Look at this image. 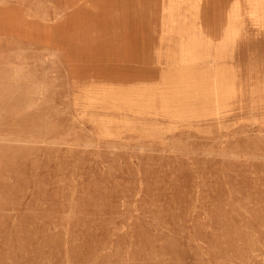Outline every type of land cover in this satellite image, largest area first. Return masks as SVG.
<instances>
[{"label": "rangeland", "instance_id": "rangeland-1", "mask_svg": "<svg viewBox=\"0 0 264 264\" xmlns=\"http://www.w3.org/2000/svg\"><path fill=\"white\" fill-rule=\"evenodd\" d=\"M0 264H264V0H0Z\"/></svg>", "mask_w": 264, "mask_h": 264}, {"label": "bare ground", "instance_id": "bare-ground-1", "mask_svg": "<svg viewBox=\"0 0 264 264\" xmlns=\"http://www.w3.org/2000/svg\"><path fill=\"white\" fill-rule=\"evenodd\" d=\"M204 1V0H203ZM206 1H208V0H206ZM215 2H217V1H215ZM205 3V2H204ZM207 3V2H206ZM204 5V4H203Z\"/></svg>", "mask_w": 264, "mask_h": 264}]
</instances>
